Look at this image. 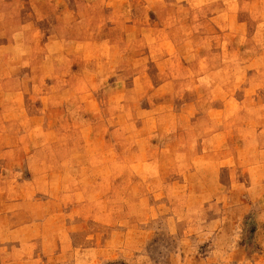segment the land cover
<instances>
[{
    "label": "rangeland",
    "instance_id": "1",
    "mask_svg": "<svg viewBox=\"0 0 264 264\" xmlns=\"http://www.w3.org/2000/svg\"><path fill=\"white\" fill-rule=\"evenodd\" d=\"M0 264H264V0H0Z\"/></svg>",
    "mask_w": 264,
    "mask_h": 264
}]
</instances>
